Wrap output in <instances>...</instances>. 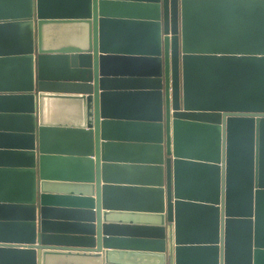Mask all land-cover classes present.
I'll use <instances>...</instances> for the list:
<instances>
[{"label": "water", "instance_id": "obj_1", "mask_svg": "<svg viewBox=\"0 0 264 264\" xmlns=\"http://www.w3.org/2000/svg\"><path fill=\"white\" fill-rule=\"evenodd\" d=\"M0 264H264V0H0Z\"/></svg>", "mask_w": 264, "mask_h": 264}]
</instances>
